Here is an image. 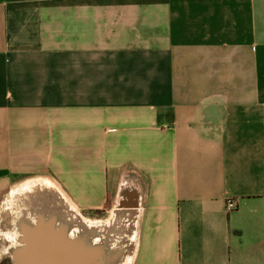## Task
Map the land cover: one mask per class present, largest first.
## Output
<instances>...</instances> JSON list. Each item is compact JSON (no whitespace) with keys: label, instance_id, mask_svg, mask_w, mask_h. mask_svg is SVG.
<instances>
[{"label":"crops","instance_id":"obj_1","mask_svg":"<svg viewBox=\"0 0 264 264\" xmlns=\"http://www.w3.org/2000/svg\"><path fill=\"white\" fill-rule=\"evenodd\" d=\"M29 177L124 200L129 264H264V0H0V194Z\"/></svg>","mask_w":264,"mask_h":264},{"label":"rangeland","instance_id":"obj_2","mask_svg":"<svg viewBox=\"0 0 264 264\" xmlns=\"http://www.w3.org/2000/svg\"><path fill=\"white\" fill-rule=\"evenodd\" d=\"M60 195L66 200L64 204L69 206L74 213L79 214L80 220L85 223L83 225L87 227L90 235L92 234L89 238L90 235L88 236L86 231L83 233V238L87 239L88 243L90 242L95 248H102V259L99 264H129L131 262L136 246V211L127 209L124 206V200L111 203L100 210L84 211L73 203L61 188L39 177L18 179L16 184L13 183L6 187L0 194L1 261L9 259L13 264L11 249L20 246L18 224L21 219L31 221L32 212L38 206L34 201L48 198L59 203L62 200ZM62 202L64 201L62 200ZM64 208H57L59 210L56 211L67 223L69 213ZM73 233L74 235H69L74 239L82 236L81 232ZM84 244L86 245V243ZM79 250L80 246L76 251L78 256H80ZM70 253L71 251H68L69 255ZM74 264L76 263L74 262ZM89 264H92L91 260Z\"/></svg>","mask_w":264,"mask_h":264},{"label":"water","instance_id":"obj_3","mask_svg":"<svg viewBox=\"0 0 264 264\" xmlns=\"http://www.w3.org/2000/svg\"><path fill=\"white\" fill-rule=\"evenodd\" d=\"M44 214L39 213L35 219L34 223L27 221L26 219H21L18 224V230L20 232V237L18 238L20 242V246L17 247V250L11 252L13 264H31L30 256L32 253L36 254L38 260L35 264H60L62 259L67 260L65 258L66 252L56 254V258L53 260H49L45 255L43 259V255H41V250L45 244H65L67 243V227L68 222L65 223L62 217L59 216L57 211H53L52 213L43 216ZM35 241V242H34ZM73 241L77 242V245H80V256L79 261L76 259L78 264H89L91 260L92 264H99L102 259V248H98L89 244L87 239L82 236L73 239ZM34 244L32 247L31 244ZM84 243H86V246ZM62 250H66V246H62ZM61 254L64 255L61 257ZM59 259V260H58ZM69 262L72 263L71 260Z\"/></svg>","mask_w":264,"mask_h":264},{"label":"bare ground","instance_id":"obj_4","mask_svg":"<svg viewBox=\"0 0 264 264\" xmlns=\"http://www.w3.org/2000/svg\"><path fill=\"white\" fill-rule=\"evenodd\" d=\"M60 197L62 198V200L64 202H62V200H60L59 203L57 201H56L57 202L56 203L54 201V199L51 201L48 198H44V199L39 200V201H37V200L34 201V202H37L35 204L38 205V206L36 207L35 211L33 210V212H32V214H33L32 217L33 218L31 219L30 222L34 223L35 219H36V217L38 216L39 213H42V214H44L43 215L44 217H47L45 215H48V214L52 213L55 210H59L57 208L61 209V208H64V206H65L64 209L67 210L68 213H69V215L67 217L68 218V220H67L68 227H67V231H66V234H67L66 237H67L68 241H67V243L65 242V244L61 243V244H55V245H52V246L49 243L45 244L43 246V249L41 250V255H43V259H44L45 255H46V256H48L47 258L49 260H53L54 257L56 258V254H58V253H63L64 254L66 252L65 258L71 260L72 263L71 262L67 263V261L66 262L63 261L62 263H64V264H74V262H75L76 264H78L76 262V259H78V261H79V256H78V252H76V251L78 250L80 245L78 246L77 242L73 241V239L70 237L69 234L73 235L72 232H75V231L81 232V234H83V233H85L87 231V227L83 225L85 223L82 220H80L79 214L78 213H74V211H72L69 206L64 204L66 200L61 195H60ZM87 234L89 236L90 232L87 231ZM91 235L89 236V238H91ZM34 244H36V243H32L31 246L32 245L34 246ZM63 245L67 247L65 251L62 250V249H64V248H62ZM17 247H19V246H16L15 248L11 249V251L17 250L16 249ZM68 251H71L70 255L68 254ZM63 256L64 255L61 254V257H63ZM30 258H32L31 261H30L31 264H35L37 262V260H38L36 254H34V253H32ZM52 264H54V263H52Z\"/></svg>","mask_w":264,"mask_h":264},{"label":"built area","instance_id":"obj_5","mask_svg":"<svg viewBox=\"0 0 264 264\" xmlns=\"http://www.w3.org/2000/svg\"><path fill=\"white\" fill-rule=\"evenodd\" d=\"M237 207L236 202L228 200L226 203V210L227 211H232Z\"/></svg>","mask_w":264,"mask_h":264},{"label":"trees","instance_id":"obj_6","mask_svg":"<svg viewBox=\"0 0 264 264\" xmlns=\"http://www.w3.org/2000/svg\"><path fill=\"white\" fill-rule=\"evenodd\" d=\"M0 264H11V260L6 259L5 261H2Z\"/></svg>","mask_w":264,"mask_h":264},{"label":"flooded vegetation","instance_id":"obj_7","mask_svg":"<svg viewBox=\"0 0 264 264\" xmlns=\"http://www.w3.org/2000/svg\"><path fill=\"white\" fill-rule=\"evenodd\" d=\"M73 235H74V233H73ZM70 237H71L72 239H74L73 236L70 235ZM63 261H64V262L67 261V263H68V262H69V259H67L66 261H65V259H62L60 264H64V263H62Z\"/></svg>","mask_w":264,"mask_h":264}]
</instances>
